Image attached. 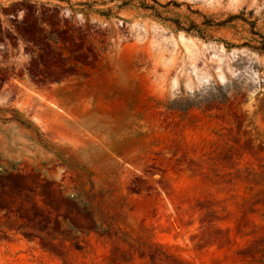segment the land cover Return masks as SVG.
I'll list each match as a JSON object with an SVG mask.
<instances>
[{"label": "rangeland", "instance_id": "rangeland-1", "mask_svg": "<svg viewBox=\"0 0 264 264\" xmlns=\"http://www.w3.org/2000/svg\"><path fill=\"white\" fill-rule=\"evenodd\" d=\"M263 38L264 0H0V264H264Z\"/></svg>", "mask_w": 264, "mask_h": 264}, {"label": "trees", "instance_id": "trees-1", "mask_svg": "<svg viewBox=\"0 0 264 264\" xmlns=\"http://www.w3.org/2000/svg\"><path fill=\"white\" fill-rule=\"evenodd\" d=\"M256 48L259 49L260 51H264V38H263V42L260 44V46H258Z\"/></svg>", "mask_w": 264, "mask_h": 264}]
</instances>
